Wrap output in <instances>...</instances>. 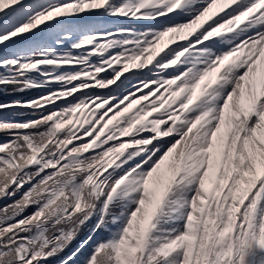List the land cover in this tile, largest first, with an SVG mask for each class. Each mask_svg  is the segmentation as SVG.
Masks as SVG:
<instances>
[{
  "label": "snow or ice",
  "instance_id": "obj_1",
  "mask_svg": "<svg viewBox=\"0 0 264 264\" xmlns=\"http://www.w3.org/2000/svg\"><path fill=\"white\" fill-rule=\"evenodd\" d=\"M31 90L0 264H264V0H0V95Z\"/></svg>",
  "mask_w": 264,
  "mask_h": 264
},
{
  "label": "trees",
  "instance_id": "obj_2",
  "mask_svg": "<svg viewBox=\"0 0 264 264\" xmlns=\"http://www.w3.org/2000/svg\"><path fill=\"white\" fill-rule=\"evenodd\" d=\"M43 94V90H31L28 92H25L23 94L17 95V96H3L0 95V100H10V99H28V98H34L39 95ZM0 139H3L2 134H0ZM11 201H0V205L3 203H10ZM91 225H88L87 227H84L82 231L79 233V236L77 239L70 245V247L65 251L64 255L70 254L72 250L75 249L83 241L84 238L89 234V229ZM100 235V234H98ZM49 264H58V258L56 259H50Z\"/></svg>",
  "mask_w": 264,
  "mask_h": 264
},
{
  "label": "rangeland",
  "instance_id": "obj_3",
  "mask_svg": "<svg viewBox=\"0 0 264 264\" xmlns=\"http://www.w3.org/2000/svg\"><path fill=\"white\" fill-rule=\"evenodd\" d=\"M167 38H165V40H166ZM103 91H106V90H103ZM81 259H83V257H81Z\"/></svg>",
  "mask_w": 264,
  "mask_h": 264
},
{
  "label": "bare ground",
  "instance_id": "obj_4",
  "mask_svg": "<svg viewBox=\"0 0 264 264\" xmlns=\"http://www.w3.org/2000/svg\"><path fill=\"white\" fill-rule=\"evenodd\" d=\"M103 91V90H102Z\"/></svg>",
  "mask_w": 264,
  "mask_h": 264
}]
</instances>
